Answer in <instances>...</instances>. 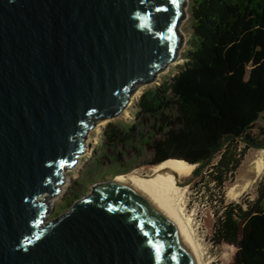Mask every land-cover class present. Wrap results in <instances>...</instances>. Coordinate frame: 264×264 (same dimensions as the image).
<instances>
[{
    "label": "water",
    "instance_id": "obj_1",
    "mask_svg": "<svg viewBox=\"0 0 264 264\" xmlns=\"http://www.w3.org/2000/svg\"><path fill=\"white\" fill-rule=\"evenodd\" d=\"M185 5L0 0V264H194L175 223L131 186L98 182L49 221L43 197L93 120L177 58Z\"/></svg>",
    "mask_w": 264,
    "mask_h": 264
},
{
    "label": "trees",
    "instance_id": "obj_2",
    "mask_svg": "<svg viewBox=\"0 0 264 264\" xmlns=\"http://www.w3.org/2000/svg\"><path fill=\"white\" fill-rule=\"evenodd\" d=\"M189 5L182 65L143 91L133 122L105 126L101 158L124 173L144 149L153 153L149 165L168 158L197 163L194 186L215 207L213 240L236 247L234 264H264V177L254 198H226L247 151L264 148V127H256L264 113V0Z\"/></svg>",
    "mask_w": 264,
    "mask_h": 264
},
{
    "label": "rangeland",
    "instance_id": "obj_3",
    "mask_svg": "<svg viewBox=\"0 0 264 264\" xmlns=\"http://www.w3.org/2000/svg\"><path fill=\"white\" fill-rule=\"evenodd\" d=\"M189 4L190 0H186L185 17L180 24L183 41L179 48L177 58L167 64L163 69L159 70L152 81L139 85L130 94L127 105L120 113L111 117L96 118V122L88 128L85 133V149L80 153L71 167L67 166L63 169L62 181L57 184L59 188L58 192L51 195L49 192H46L45 195H43L48 205L45 221L53 220L67 212L76 201L86 197L92 192V186L94 184L112 180L116 175L124 173L120 172L119 164L111 163L107 159L101 158V153L103 151L99 143V137L103 134V130L109 122H133L136 119L137 104L143 91L165 79L170 80L178 71L179 66L182 65L184 61L182 55L186 50V45L191 36ZM259 126L264 127V113L257 120L256 127ZM258 149L260 148H250L247 151L237 170L235 180L227 186V200L231 201L240 200L243 197H255L257 186L264 177V172L257 176L254 168L253 159L258 154ZM98 157H100L99 160ZM152 157V151L145 149L140 151L132 160L137 166L130 171L137 170L138 172H148L154 165L146 164L145 161ZM204 172H206V168ZM199 179V176L194 177L193 174H191L189 177L183 178L180 185L185 187V216L190 218L191 229L200 246L204 264H234L236 247L229 243L218 244L213 240V229L216 219L214 213L215 207L207 198L198 193L197 186H194V183L199 181ZM244 185L246 186L244 187ZM231 186H235V189L239 192L237 196H233L229 193ZM74 193L77 194L75 202L68 206L67 203Z\"/></svg>",
    "mask_w": 264,
    "mask_h": 264
},
{
    "label": "bare ground",
    "instance_id": "obj_4",
    "mask_svg": "<svg viewBox=\"0 0 264 264\" xmlns=\"http://www.w3.org/2000/svg\"><path fill=\"white\" fill-rule=\"evenodd\" d=\"M257 153L253 163L258 176L264 172V148L258 149ZM195 167L185 159L168 158L154 165L148 172L134 170L127 174H118L114 179L133 187L155 203L185 237L191 247L194 264H204L200 246L191 229L190 218L185 216V187L180 185L181 180L189 177ZM229 193L233 196L239 194L235 186L230 187Z\"/></svg>",
    "mask_w": 264,
    "mask_h": 264
}]
</instances>
